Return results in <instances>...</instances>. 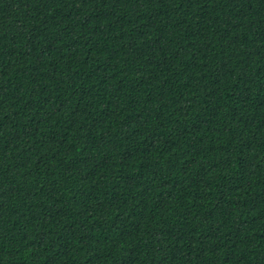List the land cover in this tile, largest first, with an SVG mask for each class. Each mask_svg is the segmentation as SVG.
<instances>
[{"label":"trees","instance_id":"1","mask_svg":"<svg viewBox=\"0 0 264 264\" xmlns=\"http://www.w3.org/2000/svg\"><path fill=\"white\" fill-rule=\"evenodd\" d=\"M0 264H264V0H0Z\"/></svg>","mask_w":264,"mask_h":264}]
</instances>
